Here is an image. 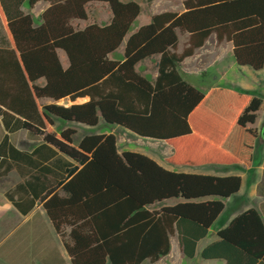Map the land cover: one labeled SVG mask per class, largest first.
Masks as SVG:
<instances>
[{
    "label": "trees",
    "instance_id": "1",
    "mask_svg": "<svg viewBox=\"0 0 264 264\" xmlns=\"http://www.w3.org/2000/svg\"><path fill=\"white\" fill-rule=\"evenodd\" d=\"M23 1L0 0L12 35L10 48L0 49V120L5 130L25 131L42 144L27 153L2 138L0 178L15 170L26 179L5 197L22 214L41 204L70 264H154L169 254L173 235L181 255L194 259L224 201L239 191V176L164 169L143 154L119 153L111 133L74 144L76 130L54 132V120L88 128L103 122L162 142L171 148L165 162L173 167L250 165L264 98L226 88L202 92L183 78L180 65L214 34L217 44L231 43L237 66L261 70L264 0H181L184 12L152 15L133 33L141 8L132 1L28 0L30 7L49 2L36 28L19 10ZM91 3L108 7L109 23L74 28L71 22L85 21ZM179 35L185 36L180 51ZM121 45L122 59H112ZM153 57L156 76L148 80L136 66ZM42 99L54 103L41 105ZM63 167L55 186L41 180ZM167 200L179 202L161 205ZM217 237L201 260L264 264V225L254 209L236 215Z\"/></svg>",
    "mask_w": 264,
    "mask_h": 264
},
{
    "label": "crops",
    "instance_id": "2",
    "mask_svg": "<svg viewBox=\"0 0 264 264\" xmlns=\"http://www.w3.org/2000/svg\"><path fill=\"white\" fill-rule=\"evenodd\" d=\"M156 1L159 0H155L151 3H147L149 4L148 7L149 9L148 12L145 14V18H144L145 22L139 25L136 29H134L130 33H133L139 27L148 24L150 21V17L152 15L166 12V11L156 10V7L154 6V3ZM151 6L153 7L151 8ZM48 7H49V2L47 1H38L33 6L30 7L28 5V0H24L19 10L23 13V15L30 16L32 20V28H36L40 26L41 24L40 17ZM176 9L177 11H175ZM176 9L168 10V11L177 12V13L184 12V8L181 0H178V6L176 7ZM88 18L89 17L87 14V19ZM110 18H111V14L109 17L105 19L104 23L91 22L88 24H97L99 26H102L104 24H108ZM87 19L81 22L86 23ZM78 22H79L78 20H74L71 22V25L74 28H76L78 27ZM88 24H84L82 27L79 28H84ZM180 36L185 37L184 35H179V37ZM9 37H12L9 28V20L0 3V49L10 48ZM209 37L214 38L215 35L212 34ZM207 41L205 42V44L207 43ZM222 43L227 44V46L229 47L230 54L232 56L231 43L229 42H222ZM204 45L201 48L195 50V52L202 49ZM58 57L60 59L63 68H66L67 59L62 51H58ZM153 58H155V61L158 60V57H153ZM233 67L234 69L231 76L230 85L233 84L234 80L241 77L247 83L246 85L245 84L243 85L244 89L255 91L256 93L255 96L258 97L264 96V78L263 77L261 78L259 76V74L261 73L262 75H264V67L261 70L253 71L246 66H237L234 60H233ZM87 100H88L87 98H83V101L81 103H84ZM43 101L45 104H50L52 102L49 99H44ZM263 125H264V111H261L257 113L256 120L253 124V127H255L259 132V137L254 143L253 156L250 165L227 167V169H225L226 172H221L219 174H214V173L212 174L211 172H198V173L188 172L189 174L214 175L219 177L239 176L241 178V186L239 191L235 195L224 201V210L217 217V219L209 229L207 236L201 239L197 243L195 257L196 256L199 257L201 250L205 248L207 245L217 241L218 239L217 232L225 228L236 215H238L243 211L254 209L260 216L262 223L264 225V135H262L261 133ZM19 132H25V131L20 130L17 132H9L3 128L0 120V141L2 140L3 137H8L9 138L8 140L13 144V146L17 150L24 151L27 153H31L33 150H35L37 147H39L42 144L40 140H37L35 143L28 142L29 143L28 148L18 146L13 142L12 137H14V135ZM171 153L172 151L170 148L169 155ZM64 159L70 161L65 157ZM155 162L158 165L162 166L164 169L167 170L170 169L164 166L163 164H161L160 162L157 161ZM46 165H48V163L45 162L41 165V167ZM63 171H64V167L63 169L56 170L57 172L56 176L46 174L41 177V180L45 182L46 186L48 185L55 186L62 180ZM8 179H11L12 183L7 184L5 187H3L2 190H0V264H70V260L63 249L61 238L55 232V229L52 223L50 222V220L48 219L41 204L38 201H35L33 208H31V210H29L25 214H22L5 197V193L13 190L15 186L19 184L22 185L25 184L26 179L21 178L15 170H11L6 176L0 178V183L6 182ZM178 202L179 200H167L162 202L161 205L171 206ZM18 203H21V201H18ZM67 231L68 230L66 229L65 232ZM173 243L177 245L179 250L178 240L176 235L170 237V252L167 256L171 254V248ZM199 260L201 261V264L223 263L222 260H201L200 258Z\"/></svg>",
    "mask_w": 264,
    "mask_h": 264
},
{
    "label": "rangeland",
    "instance_id": "3",
    "mask_svg": "<svg viewBox=\"0 0 264 264\" xmlns=\"http://www.w3.org/2000/svg\"><path fill=\"white\" fill-rule=\"evenodd\" d=\"M122 2H135L141 8V13L135 19L131 26L132 32L139 25L143 24L145 21V14L148 12L149 4L145 0H121ZM157 11H168L174 10L178 6V0H159L154 3ZM153 6H151L152 8ZM177 11V9L175 10ZM86 12L88 14V19L86 23L81 21L78 22V27H82L84 24L91 22L94 23H104L105 19L110 16V11L105 4L100 3H91L87 5ZM185 37H179L178 51H180L184 45ZM124 44V43H123ZM122 49L123 45L111 56L112 59L120 60L122 59ZM155 58H149L140 62L136 66L137 72L142 76L146 77L148 80H153L156 74L155 68ZM233 59L229 51V47L225 43L217 44L213 37H211L204 47L195 52V54L185 59L180 65V72L183 75V78L192 86L198 90L204 92L209 88H226L246 94L256 95L255 91H250L244 89L243 85L247 84L243 78H238L234 80L233 84L230 85L231 76L233 73ZM259 76L264 78V75L259 74ZM262 97V96H261ZM264 98V96L262 97ZM42 99L40 101L41 105H47ZM83 99H76L71 102L68 99H63L56 102L57 105H62L68 107L72 104H79ZM51 103H54L53 101ZM50 103V104H51ZM72 127L76 130V135L73 138V143L77 142L84 135L91 134H108L111 133L116 137L118 152L122 153L124 151H133L136 153L143 154L152 158L154 161L160 162L164 166L170 168L169 170H174L178 172H211L212 174H219L221 172H226L223 167H213V166H204L198 168H187V167H173L167 165L165 158L168 157L170 148L167 147L162 142L141 139L133 134L119 128L116 126H106L103 122L94 128H88L77 124H63L58 120H54L53 131L58 132L63 128ZM12 140L15 144L20 147L28 148L29 143H35L39 139H32L25 132H19L12 137ZM12 180L8 179L6 182L0 183V190L3 189L7 184H11ZM144 264H150L145 262ZM154 264H201L199 257L196 256L192 260L185 259L180 251L178 250L177 245L173 243L171 248V254L160 259Z\"/></svg>",
    "mask_w": 264,
    "mask_h": 264
},
{
    "label": "water",
    "instance_id": "4",
    "mask_svg": "<svg viewBox=\"0 0 264 264\" xmlns=\"http://www.w3.org/2000/svg\"><path fill=\"white\" fill-rule=\"evenodd\" d=\"M261 133H262V135H264V125L262 127Z\"/></svg>",
    "mask_w": 264,
    "mask_h": 264
}]
</instances>
